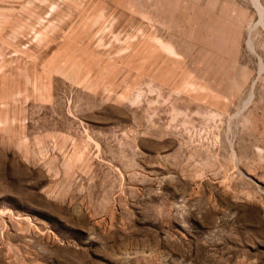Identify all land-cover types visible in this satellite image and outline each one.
<instances>
[{"label":"rangeland","instance_id":"rangeland-1","mask_svg":"<svg viewBox=\"0 0 264 264\" xmlns=\"http://www.w3.org/2000/svg\"><path fill=\"white\" fill-rule=\"evenodd\" d=\"M0 264H264V0H0Z\"/></svg>","mask_w":264,"mask_h":264}]
</instances>
